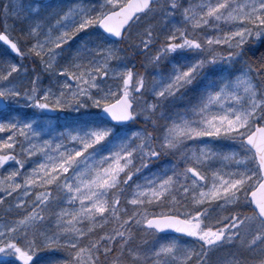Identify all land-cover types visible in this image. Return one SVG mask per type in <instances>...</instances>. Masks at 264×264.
<instances>
[{
	"label": "rangeland",
	"instance_id": "1",
	"mask_svg": "<svg viewBox=\"0 0 264 264\" xmlns=\"http://www.w3.org/2000/svg\"><path fill=\"white\" fill-rule=\"evenodd\" d=\"M123 1L102 0L101 7L111 9ZM8 5L3 19L6 32H9V27L11 32L15 20L20 21V17L30 19L40 8V4L32 0H9ZM54 17L45 27L36 23L31 28L28 40H23V52L26 51L28 55H24L23 62L32 56L48 69H53L62 47L68 41V30L73 25L83 26L91 18L89 8L84 5L67 7ZM180 21L188 25L189 36H194H187L181 43L173 44L171 50L189 47L191 53H195L198 60L202 58L204 63L182 58V62L175 65L166 63L163 70L155 66L151 79L139 85V78L135 82L131 80L132 71L122 70L117 64L112 67L109 62L105 66L114 75L124 74L119 90L127 92L133 100L135 122H149L156 107L189 84L202 65L207 63L215 67L226 54L235 53L251 33L255 36L263 34L264 0H201L181 9ZM167 50L170 51L169 47ZM15 68L16 65L12 64V69ZM66 75L61 88L64 86L71 95L86 92L94 82L91 74L81 80L73 73L74 83L70 84L67 83ZM221 81L215 90H207L197 109L171 115L170 125L160 131L159 139L169 151H187L181 157L191 163L187 169L192 176L189 185L191 183L196 187L195 201L202 204L204 209L186 217L197 225L193 239L189 242L175 239L156 242L150 254V264H186L191 259L193 249L196 250L194 254L198 255L201 245L203 251L209 250L210 256L202 253L205 259L203 264H249L245 262L246 258H252L255 252L257 256L263 254L256 247L259 240L245 236L252 222V214L248 209V200L243 198L244 187L250 188L257 182L250 180L254 177L251 156L246 150L243 152L239 149L238 139L230 141L231 147L227 146V151L226 147L224 150L213 149L210 144H213L212 139L219 133L235 132L236 137L242 136L264 108L260 107L262 100L257 98L256 82L247 71ZM1 87L3 101L0 106H15L16 84L11 82L6 89ZM37 88H40L41 99H50L49 95L53 92L51 88L43 87L40 83ZM117 89L109 86L101 96L112 97L113 91ZM261 94L264 96V88ZM37 105L49 114L33 120H16L10 127V138H5L10 147L17 142L31 159L32 169L27 173L1 177L0 196L20 204L37 186L55 183L63 192L64 203L57 212L50 239L75 244L88 229L94 228L103 219L110 189L118 183L119 175L132 165L133 157L138 160L145 158L146 162L150 152L139 141L144 132L131 125L115 131L103 126L76 134L56 132L51 115L54 113L53 108H46L41 100ZM150 170L154 172L145 171L146 174L141 173L138 180L130 183L126 193V201L130 204L158 199L170 188V178L162 179L155 167ZM111 198H114L113 194ZM234 211L242 216V224L238 229L233 225L234 216H237ZM147 217L148 214H138L136 222L142 223ZM203 227L205 236L198 238L197 234ZM7 228L6 223L0 222V238ZM233 243L235 252H231L229 246ZM216 245L218 250L215 251L212 248ZM0 248L5 251L0 255V261L9 259L7 264H10L8 248ZM247 254L249 256L246 257ZM202 256H197L198 262H201ZM261 263L264 264V259L252 260L250 264Z\"/></svg>",
	"mask_w": 264,
	"mask_h": 264
},
{
	"label": "trees",
	"instance_id": "2",
	"mask_svg": "<svg viewBox=\"0 0 264 264\" xmlns=\"http://www.w3.org/2000/svg\"><path fill=\"white\" fill-rule=\"evenodd\" d=\"M8 1L0 0V30H5L3 19L9 8ZM80 1L85 2L91 10V18L83 26L73 25L68 30V41L62 47L53 69L41 65V62L32 56L31 61L23 62L24 55L28 56L26 52L21 59L17 58L0 43V87L9 88L13 82L18 93L15 94V106L0 107V178L27 173L32 169L31 159L17 142L10 147L5 138H10V127L16 120H33L49 114L48 111L40 109V104L37 105L39 100L44 102L46 108H53L54 113L50 114L54 118L53 127L56 132L83 133L103 126L111 127L112 131H115L119 129L118 126L107 124L97 116L99 106L117 96L120 93L119 87L122 86L120 82L124 81V74L114 75L105 69L108 62L112 67L117 64L122 70L132 71L131 80L135 82L139 78V85L151 79L155 66L163 70L166 63L175 65L179 61L182 62V58L198 60L189 47H176L173 50L171 47L189 36L188 25L180 21V10L201 0H155L146 12L131 23L120 41L106 38L96 27L97 19L106 11L101 7L102 0ZM58 2H62L61 8L72 4L67 0ZM57 6L58 4L48 6L45 11L41 10L39 18L47 19L51 13L50 8L54 10ZM20 19L15 20L11 32L9 27L8 33L22 46L21 42L26 38L28 40V25L31 24V19ZM168 47L170 51L167 50ZM238 48L235 53L226 54L215 67H210L207 63L202 65L189 84L156 107L149 117V122H132V127L144 132L139 141L150 152V157L146 162L145 158L138 160L133 157L132 165L119 175L118 183L110 189L105 216L98 225L88 229L75 244L50 239L57 212L64 203L63 192L55 183L37 186L20 204L14 203L11 198L0 196V222L6 223L8 227L0 238V246L8 248L10 264H22L15 259L18 251H25L32 256L29 264H150V254L156 242L164 239L185 242L186 239L182 237L156 234L144 228L141 222H136V218L138 214L159 213H174L186 218L189 214L204 209L202 204L195 201L196 187L191 183L189 185L192 176L187 169L191 163L181 157L187 154V151H169L161 143L159 135L164 126L170 125L171 115L197 109L208 89L215 90L221 80H229L244 71L253 76L258 89L257 98L262 100L260 107L264 108V96L261 94L264 88V33L259 36L251 33ZM198 61L204 63L202 58ZM14 63L16 68L12 69ZM66 73H74L81 80L91 74V78H94L92 87L86 92L71 95L64 86L61 88ZM39 83L53 90L49 95L50 99H41L40 88H37ZM109 86L118 89L113 91L112 97L101 96ZM55 90L58 91L54 92ZM8 99L10 100V93ZM255 122L264 123V109L251 125ZM242 137L243 135L236 137L235 132L219 133L212 139L213 144H210V147L217 150H224L226 147L227 151V146L231 147L230 141L240 140L239 149L243 152L246 150L251 156L250 164L254 177L250 180L254 179L255 182L259 179V173L253 155L243 146ZM151 167L157 169L156 172L162 179H171L170 188L158 199L130 204L126 201L130 183L138 180L141 173L154 172L150 170ZM248 188L244 187V199ZM112 194L114 198H111ZM248 208L255 218L252 220L255 224L248 226L245 236L259 240L257 250L260 249L261 253H264V228L256 225L254 212L249 205ZM234 213L237 216H234L233 225L238 229L242 224V216H238V211ZM203 232L204 229L198 236ZM3 250L0 248V255L5 253ZM195 251L193 249L191 261L197 260ZM262 257L263 254H258L256 259H263ZM8 260L0 261V264H7Z\"/></svg>",
	"mask_w": 264,
	"mask_h": 264
},
{
	"label": "water",
	"instance_id": "3",
	"mask_svg": "<svg viewBox=\"0 0 264 264\" xmlns=\"http://www.w3.org/2000/svg\"><path fill=\"white\" fill-rule=\"evenodd\" d=\"M154 0H126L119 7L106 12L97 22L98 29L111 40H120L129 24L134 18L146 11ZM0 42L12 54L20 55L16 43L4 32H0ZM2 97H0V102ZM133 102L126 93H121L112 102L103 105L99 110L101 118L115 125L130 123L133 119ZM244 144L253 152L258 169L260 181L247 195L250 204L257 216L264 221V126L254 124L253 129L243 138ZM147 228H152L158 233H169L188 237L191 234L189 222L173 215H155L147 218L144 223ZM17 257L29 263L31 257L18 253Z\"/></svg>",
	"mask_w": 264,
	"mask_h": 264
}]
</instances>
